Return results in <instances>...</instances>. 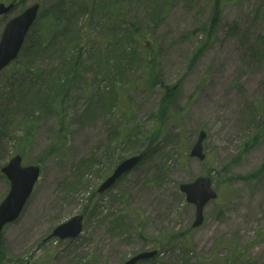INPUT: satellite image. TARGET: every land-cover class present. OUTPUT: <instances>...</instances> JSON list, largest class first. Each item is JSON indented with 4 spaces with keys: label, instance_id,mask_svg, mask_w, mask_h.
I'll return each mask as SVG.
<instances>
[{
    "label": "rangeland",
    "instance_id": "obj_1",
    "mask_svg": "<svg viewBox=\"0 0 264 264\" xmlns=\"http://www.w3.org/2000/svg\"><path fill=\"white\" fill-rule=\"evenodd\" d=\"M13 2L0 38L42 10L0 75V204L16 155L41 177L0 233V264H123L153 250L143 264H264V0H0ZM201 131L204 161L190 156ZM206 176L219 197L192 229L180 186ZM81 214L77 239L51 237Z\"/></svg>",
    "mask_w": 264,
    "mask_h": 264
},
{
    "label": "water",
    "instance_id": "obj_2",
    "mask_svg": "<svg viewBox=\"0 0 264 264\" xmlns=\"http://www.w3.org/2000/svg\"><path fill=\"white\" fill-rule=\"evenodd\" d=\"M13 9L14 5L0 4V17L9 14ZM39 9V5L32 6L6 24L0 40V73L17 59L30 29L37 19ZM205 139L206 133L202 131L192 148V158L205 160L203 146ZM141 158L142 156H136L123 161L114 174L102 184L99 193L110 189L121 176L132 170ZM2 172L11 181V191L0 205V232L7 224L16 221L22 213L40 177V168L37 166L22 167V157L16 156L2 169ZM180 190L186 194L188 203L197 208L193 228L200 227L204 223L205 207L218 197L217 192L213 189L211 178L199 177L192 183L182 184ZM83 221L84 216L82 215L72 218L67 223L58 226L52 237H58L61 240L77 238L83 231ZM157 254V251L141 253L124 264H138L141 261L153 259Z\"/></svg>",
    "mask_w": 264,
    "mask_h": 264
},
{
    "label": "trees",
    "instance_id": "obj_3",
    "mask_svg": "<svg viewBox=\"0 0 264 264\" xmlns=\"http://www.w3.org/2000/svg\"><path fill=\"white\" fill-rule=\"evenodd\" d=\"M67 18L70 20V21H72V19H73V16H71V15H69V16H67ZM218 18V17H217ZM217 18L215 19V20H217ZM40 20H41V18H40V16H39V19H38V21H37V25L39 24V22H40ZM58 23H59V21H58ZM36 26V25H35ZM59 27L61 28V24L59 23ZM35 28V27H34ZM34 28L32 29V31H31V33L29 34V36L33 33V31H34ZM51 32V31H50ZM49 35V31H45L44 32V37L45 36H48ZM28 36V37H29ZM28 37H27V40L26 41H28ZM41 47H42V43H40L39 45H38V50H41ZM23 51V50H22ZM226 264H229V263H226Z\"/></svg>",
    "mask_w": 264,
    "mask_h": 264
},
{
    "label": "bare ground",
    "instance_id": "obj_4",
    "mask_svg": "<svg viewBox=\"0 0 264 264\" xmlns=\"http://www.w3.org/2000/svg\"><path fill=\"white\" fill-rule=\"evenodd\" d=\"M201 55H199L198 57H197V59L200 57ZM196 59V60H197ZM45 189L38 195V201H40L44 196H45Z\"/></svg>",
    "mask_w": 264,
    "mask_h": 264
}]
</instances>
